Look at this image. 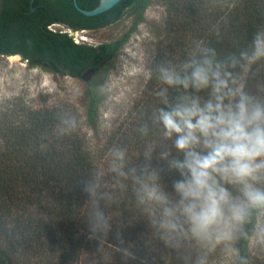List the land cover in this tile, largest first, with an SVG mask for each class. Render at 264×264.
Masks as SVG:
<instances>
[{
	"label": "trees",
	"instance_id": "1",
	"mask_svg": "<svg viewBox=\"0 0 264 264\" xmlns=\"http://www.w3.org/2000/svg\"><path fill=\"white\" fill-rule=\"evenodd\" d=\"M2 1L5 4L0 9V56L19 55L32 67L80 80L85 87V124L95 130L111 62L143 21L152 0H122L109 11L92 17L80 13L73 0H46L55 20L63 25L60 27L70 33L49 30L48 16L31 13L26 4ZM99 1L76 0V4L89 11ZM163 5L168 18L167 43H159L158 60L179 61L196 41L210 42L220 55H225L246 46L257 28L264 26V0H240L231 10H210L204 0H163ZM126 13L134 18L133 26L117 40L92 46L73 36L113 25ZM225 19L227 26L217 39L212 28L222 25ZM159 87L155 76L148 77L146 99L131 123L110 134L97 148L81 134L78 122L76 130L69 134L59 131L60 114L73 115L74 111L65 105L28 110L20 128L0 130V264H80L84 257L98 254L104 245L116 250L119 264H175L139 218L131 189L108 209L113 229L107 239H93L86 222L93 204L80 183L91 173L111 179L108 159L112 147H125L129 163H135L146 147L159 146V129L152 128L148 136L137 131L152 109L159 106L154 95ZM73 116L76 117L75 112ZM173 178L178 176L165 175L169 189ZM241 247L248 264H256L249 243H242ZM123 249L131 255H125ZM218 257L219 252L213 256V264L219 263Z\"/></svg>",
	"mask_w": 264,
	"mask_h": 264
},
{
	"label": "clouds",
	"instance_id": "2",
	"mask_svg": "<svg viewBox=\"0 0 264 264\" xmlns=\"http://www.w3.org/2000/svg\"><path fill=\"white\" fill-rule=\"evenodd\" d=\"M240 0H204L210 10H231ZM227 26L214 25L217 39ZM159 82L152 109L137 131L159 129V146L146 147L135 163L112 147L111 179L91 173L80 183L93 208V239L113 229L108 209L131 189L136 211L175 264H248L242 243L264 249V26L246 46L220 55L210 42H193L179 61L160 59L147 70ZM59 131L76 130V117L59 116ZM175 173L171 188L165 175ZM103 203V207H101ZM125 255L131 252L123 249Z\"/></svg>",
	"mask_w": 264,
	"mask_h": 264
},
{
	"label": "rangeland",
	"instance_id": "3",
	"mask_svg": "<svg viewBox=\"0 0 264 264\" xmlns=\"http://www.w3.org/2000/svg\"><path fill=\"white\" fill-rule=\"evenodd\" d=\"M166 14L163 0H152L144 11L143 21L131 32L128 41L111 62V69L102 87L105 99L95 130L85 124V87L80 80L46 71L42 67H32L17 56H0V130L3 127L20 128L28 110L65 105L74 110L73 115L75 112L81 134L94 148L102 146L110 134L131 123L146 99L147 70L160 58L157 52L159 43L162 40L167 43ZM133 21L134 18L126 13L113 25L96 31H80L73 36L78 42L97 46L123 37L133 26ZM50 28L70 33L60 26ZM249 251L256 264H264V249L253 248L249 244ZM84 258L80 264H119L116 250L110 245H104L95 256ZM218 259V264H230L223 253L219 252Z\"/></svg>",
	"mask_w": 264,
	"mask_h": 264
},
{
	"label": "flooded vegetation",
	"instance_id": "4",
	"mask_svg": "<svg viewBox=\"0 0 264 264\" xmlns=\"http://www.w3.org/2000/svg\"><path fill=\"white\" fill-rule=\"evenodd\" d=\"M15 2L17 3V5L26 4L31 13L38 12L41 13L40 15L48 16L46 20L51 21V24H49L48 26H63L61 25V23H58L55 20L54 16L52 15V9L47 6L46 0H16ZM4 4L5 2L1 0L0 9ZM12 4L13 2L10 3L9 7H11ZM40 10L42 11L40 12Z\"/></svg>",
	"mask_w": 264,
	"mask_h": 264
},
{
	"label": "water",
	"instance_id": "5",
	"mask_svg": "<svg viewBox=\"0 0 264 264\" xmlns=\"http://www.w3.org/2000/svg\"><path fill=\"white\" fill-rule=\"evenodd\" d=\"M120 1H122V0H100L98 5L89 11H85V10L80 9L76 4V0H73V4H74L75 8L80 13H82L85 16L92 17V16H97L99 14H102V13L109 11L115 5H117ZM12 56H17L18 58H21V56H19V55H12Z\"/></svg>",
	"mask_w": 264,
	"mask_h": 264
},
{
	"label": "built area",
	"instance_id": "6",
	"mask_svg": "<svg viewBox=\"0 0 264 264\" xmlns=\"http://www.w3.org/2000/svg\"><path fill=\"white\" fill-rule=\"evenodd\" d=\"M51 26H49L48 28H49V30H51V28H50ZM51 31H53V30H51Z\"/></svg>",
	"mask_w": 264,
	"mask_h": 264
}]
</instances>
